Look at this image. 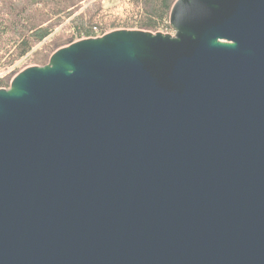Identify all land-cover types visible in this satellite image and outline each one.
<instances>
[{
  "label": "water",
  "instance_id": "water-1",
  "mask_svg": "<svg viewBox=\"0 0 264 264\" xmlns=\"http://www.w3.org/2000/svg\"><path fill=\"white\" fill-rule=\"evenodd\" d=\"M0 89V264H264V0H176Z\"/></svg>",
  "mask_w": 264,
  "mask_h": 264
},
{
  "label": "trees",
  "instance_id": "trees-1",
  "mask_svg": "<svg viewBox=\"0 0 264 264\" xmlns=\"http://www.w3.org/2000/svg\"><path fill=\"white\" fill-rule=\"evenodd\" d=\"M91 1L0 0V72L13 68L41 44L29 61L46 66L61 45L53 35L70 19L65 36L69 43L118 29L173 33L169 17L176 0H96L84 9ZM117 1L122 3L121 12L105 9ZM4 79L0 78V89L10 87Z\"/></svg>",
  "mask_w": 264,
  "mask_h": 264
},
{
  "label": "rangeland",
  "instance_id": "rangeland-1",
  "mask_svg": "<svg viewBox=\"0 0 264 264\" xmlns=\"http://www.w3.org/2000/svg\"><path fill=\"white\" fill-rule=\"evenodd\" d=\"M94 1H96V0L91 1L84 9L88 8L92 4V2H94ZM105 9H110L114 13H119V12L122 11V3L120 1H117V2H115L113 4H108V5L105 6ZM78 14H76V15H78ZM71 20L72 19H70L64 26H62L59 29H57L56 32H55V34L53 35V36H56V38L53 41H57L59 43V45L61 43V45L58 47L57 50H59L60 48L66 47V46H68L70 44H72V43H69V41H67V40L65 41V39H66L65 36H67V34L69 32L68 28H66V27L69 25V23H70ZM118 30H121V29H118ZM127 30H138V29H127ZM109 32H111V31H109ZM82 39H87V38L84 37V38H81L79 40H82ZM79 40H77V41H79ZM48 44L50 45V42ZM41 45H43V44H41ZM41 45H39L37 48H35V50L31 54H29V56L27 58L19 61L10 70L9 69L8 70H5V72L4 71H1L0 72V78L5 77L4 82L5 83H9V86H10V84H11L12 80L14 79V77L16 75H18L21 71H23V70H25L26 68H29V67L39 66L38 64L29 61V59L31 57H34V53L38 49L41 48ZM57 50H55L54 52H56ZM48 63H49V61H48ZM6 89H9V88H6Z\"/></svg>",
  "mask_w": 264,
  "mask_h": 264
},
{
  "label": "built area",
  "instance_id": "built-area-1",
  "mask_svg": "<svg viewBox=\"0 0 264 264\" xmlns=\"http://www.w3.org/2000/svg\"><path fill=\"white\" fill-rule=\"evenodd\" d=\"M98 37H100V36H98Z\"/></svg>",
  "mask_w": 264,
  "mask_h": 264
}]
</instances>
